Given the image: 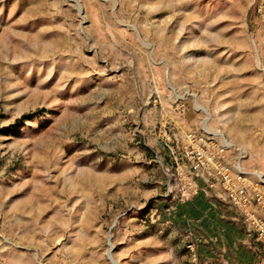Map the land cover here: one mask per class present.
I'll list each match as a JSON object with an SVG mask.
<instances>
[{"label": "rangeland", "instance_id": "1", "mask_svg": "<svg viewBox=\"0 0 264 264\" xmlns=\"http://www.w3.org/2000/svg\"><path fill=\"white\" fill-rule=\"evenodd\" d=\"M258 195L264 0H0V264L264 261Z\"/></svg>", "mask_w": 264, "mask_h": 264}, {"label": "crops", "instance_id": "2", "mask_svg": "<svg viewBox=\"0 0 264 264\" xmlns=\"http://www.w3.org/2000/svg\"><path fill=\"white\" fill-rule=\"evenodd\" d=\"M225 216V212L223 215V212L214 211L210 224L200 221L197 229L189 232L191 236L194 235L191 241L196 249H204L209 264H264L254 247L257 245H252L238 226L228 225L229 219Z\"/></svg>", "mask_w": 264, "mask_h": 264}, {"label": "built area", "instance_id": "3", "mask_svg": "<svg viewBox=\"0 0 264 264\" xmlns=\"http://www.w3.org/2000/svg\"><path fill=\"white\" fill-rule=\"evenodd\" d=\"M256 201L262 208H264V197L262 195H258ZM260 231L261 237L264 238V223L260 224Z\"/></svg>", "mask_w": 264, "mask_h": 264}, {"label": "water", "instance_id": "4", "mask_svg": "<svg viewBox=\"0 0 264 264\" xmlns=\"http://www.w3.org/2000/svg\"><path fill=\"white\" fill-rule=\"evenodd\" d=\"M109 256L111 257V254H109ZM112 259V258H111ZM115 264H117L114 260H112Z\"/></svg>", "mask_w": 264, "mask_h": 264}]
</instances>
